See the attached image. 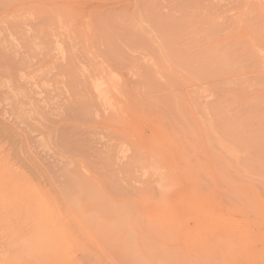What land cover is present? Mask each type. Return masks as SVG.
Returning <instances> with one entry per match:
<instances>
[{
    "label": "rangeland",
    "instance_id": "374dc122",
    "mask_svg": "<svg viewBox=\"0 0 264 264\" xmlns=\"http://www.w3.org/2000/svg\"><path fill=\"white\" fill-rule=\"evenodd\" d=\"M0 264H264V0H0Z\"/></svg>",
    "mask_w": 264,
    "mask_h": 264
},
{
    "label": "bare ground",
    "instance_id": "6f19581e",
    "mask_svg": "<svg viewBox=\"0 0 264 264\" xmlns=\"http://www.w3.org/2000/svg\"><path fill=\"white\" fill-rule=\"evenodd\" d=\"M46 29V28H45ZM41 30V29H40ZM42 31V30H41ZM45 35V34H44ZM70 36V35H69ZM97 50V49H96ZM70 72H71V70H70ZM72 74V73H71ZM76 74V73H75ZM73 75V74H72ZM200 76V75H199ZM42 79V78H41ZM203 79V78H202ZM74 81V80H73ZM109 83L110 84H112V82H110L109 81ZM118 85H120V84H118ZM122 95V94H121ZM123 97V96H122ZM106 102V101H105ZM107 105V104H106ZM107 107V106H106ZM109 108V107H108ZM111 110V109H110ZM113 113V112H112ZM114 114V113H113ZM159 114V113H158ZM114 118V117H113ZM88 121V120H87ZM124 121V120H123ZM130 145V144H129ZM141 159H143V156H142V158ZM132 162V161H131ZM137 162V161H136ZM146 162V161H145ZM142 163V162H141ZM137 164V163H136ZM147 164V163H146ZM132 165H133V163H132ZM149 169V168H148ZM139 171V170H138ZM125 173V172H124ZM139 173V172H138ZM141 174V173H140ZM143 177V176H142ZM142 184V183H141ZM160 185H161V183H159ZM171 188V187H170ZM94 202V201H93ZM125 204V203H124ZM118 213H120V212H118ZM220 217V216H219ZM222 217V216H221ZM41 218V217H40ZM123 220V219H122ZM168 246V245H167ZM197 262V261H196ZM215 263V262H214Z\"/></svg>",
    "mask_w": 264,
    "mask_h": 264
}]
</instances>
